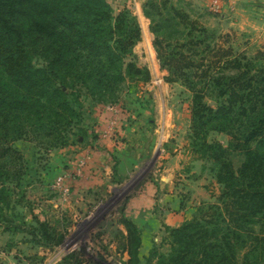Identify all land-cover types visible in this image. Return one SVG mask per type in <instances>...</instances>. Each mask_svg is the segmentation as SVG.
<instances>
[{
    "label": "rangeland",
    "instance_id": "374dc122",
    "mask_svg": "<svg viewBox=\"0 0 264 264\" xmlns=\"http://www.w3.org/2000/svg\"><path fill=\"white\" fill-rule=\"evenodd\" d=\"M107 2L115 17L123 13L130 24L135 19L140 25L141 41L134 47L133 55L125 58V65L133 62L137 68L148 72L150 79H146V73L137 76L132 72L118 83L115 91L104 97L86 89L82 91L74 104L77 116L60 129L65 140L60 147H49L31 138L11 144L23 160L17 163L21 175L7 183L11 192L6 203L0 204V252L12 253L7 264L18 261L23 264H132L126 252V221L142 224V231L151 229L140 252V264H149L151 253L166 256L171 253L166 230L169 226L164 221L167 211L177 208L181 201L180 209L185 208L186 221H189L210 205H221L224 189L219 178L221 161L228 159L238 169L247 159L248 149H234L235 141L230 132H208L207 142L212 145L208 152L192 140L191 110L195 97L191 83L162 66L151 29L160 25L158 38L164 45H175L199 36V33L189 35L191 30L187 23L194 22L207 29L208 44L243 53L249 58L258 56L261 50L249 45L246 35L221 29L218 20L213 19L216 14L209 10L211 0ZM173 8L187 17L186 24L175 17ZM146 12L152 19L146 17ZM166 20L170 21L166 23ZM188 76L190 82H198L194 74L188 73ZM206 94L205 101L210 102V92L207 90ZM138 143L146 146L142 150L146 158L138 161V167L127 168V177L122 175L117 183L104 182L103 177L99 183L88 185V188L100 189L88 195L79 206L81 194H76L75 188L83 187L80 180L87 179L84 170H99L100 165L102 173L111 172L119 165L118 156H132ZM217 144L225 149L223 159L217 158L221 154ZM186 146L192 157L188 165L181 166L177 173L183 176L179 175L174 184L182 188L187 180L186 169L193 167L210 195L208 202L198 204L184 193L176 205L171 197L162 200L161 194L166 190L167 157L176 150L183 151ZM107 154L109 156H105ZM102 188L105 191L100 194ZM222 226L224 232L234 231L241 237L235 241L238 264H242L244 254L248 260L245 264H264V219L258 217L241 227L240 223L230 226L223 223ZM34 247L52 249V254L30 255ZM150 264H157L156 259H151Z\"/></svg>",
    "mask_w": 264,
    "mask_h": 264
},
{
    "label": "trees",
    "instance_id": "16d2710c",
    "mask_svg": "<svg viewBox=\"0 0 264 264\" xmlns=\"http://www.w3.org/2000/svg\"><path fill=\"white\" fill-rule=\"evenodd\" d=\"M173 12L186 24L187 17ZM187 26L189 35L199 36L175 45L158 38L160 25L151 32L162 66L191 83L192 140L208 152V132H230L234 149H248L247 159L238 169L228 159L221 161V205L167 227L171 253L153 252L148 263L238 264L235 244L241 237L224 232L222 224L241 227L264 219V52L249 58L224 50L206 42V28L194 22ZM141 38L138 22L130 24L123 13L115 17L107 0H0V204L11 192L7 183L22 173L17 163L23 158L13 142L31 138L60 147L65 144L60 129L77 116L74 104L82 91L104 97L132 72L150 79L133 62L125 65ZM188 73L198 82H190ZM207 90L210 102L205 101ZM217 145L221 154L215 157L223 159L225 149ZM124 224L130 263L140 264V230L131 221ZM242 259L248 263L246 254Z\"/></svg>",
    "mask_w": 264,
    "mask_h": 264
},
{
    "label": "crops",
    "instance_id": "0c3cea01",
    "mask_svg": "<svg viewBox=\"0 0 264 264\" xmlns=\"http://www.w3.org/2000/svg\"><path fill=\"white\" fill-rule=\"evenodd\" d=\"M209 3V2H208ZM209 5V4H208ZM208 7V6H207ZM213 19L218 20V26L221 29H224L226 33H240L247 36V42L251 46H256L257 50H263L264 49V0H222V13L216 14L213 16ZM206 24V23H205ZM129 129V128H128ZM188 145V144H187ZM144 145H141V143H138L135 146V152H133L132 156H125L119 158V165L116 167V169H111V172L106 171L105 174L102 173L99 168L100 165H98V169L89 170V168L84 170V173L87 175L86 180H80L82 188H75L76 194H81V196H78L79 206L84 204V200H86L88 195L91 193L96 194V191L100 188H88L87 186H93V183H99L101 181L100 178L105 177L104 182L109 183H117L119 182L122 175L126 176L128 170H126L129 167L137 168L138 167V161H142L146 158V154L142 152L144 149ZM147 149L145 148L144 151ZM105 156H109L108 154ZM124 156V155H122ZM117 157V156H116ZM191 152H189L188 147L186 146L183 151L176 150L175 152H172V154L167 157V170L164 171L165 173V187L166 190L164 191V194H161L162 200H166L169 197L173 199L174 204H177V200L181 198L182 193L189 194L191 198L196 201L198 204L201 202H208L211 200L210 195L208 192L205 191V186L201 185L202 177L196 176L193 167L187 168L186 172L187 174L185 177L187 178L185 185L182 186V188H178L174 181L177 177H179V173H177L182 165H188L189 160H191ZM101 158V157H100ZM124 160V162H123ZM101 165L103 166V169L106 170L107 167L103 165L101 162ZM83 171V170H82ZM110 174V175H109ZM183 176V175H180ZM127 177V176H126ZM129 177V175H128ZM86 186V188H85ZM163 187V186H162ZM147 188H155V187H147ZM159 188V186H158ZM106 189V188H105ZM111 190H114L115 188H110ZM67 190V189H65ZM105 191L103 188L100 192V194ZM69 192V191H67ZM106 194V193H105ZM94 196V195H93ZM181 201H179L180 205ZM177 206V208H173V210L167 211V216L165 221V224L169 227H179L186 221V215L187 211L184 209H180V206ZM142 223L144 221L142 220ZM141 233V239H142V245L140 252L144 248V241L147 236H149L147 231H150L151 229H144L146 231H142L141 225L137 222L134 223ZM145 233V234H144ZM52 249H46V248H31L29 251L30 255H50L49 252H51ZM54 251V249H53ZM52 254V252H51ZM141 254V253H140ZM12 253H3L0 252V264H7V262L10 260ZM11 264H14L11 262ZM17 264H23L19 261Z\"/></svg>",
    "mask_w": 264,
    "mask_h": 264
},
{
    "label": "built area",
    "instance_id": "2783aa9c",
    "mask_svg": "<svg viewBox=\"0 0 264 264\" xmlns=\"http://www.w3.org/2000/svg\"><path fill=\"white\" fill-rule=\"evenodd\" d=\"M209 10L214 14L222 13V0H211Z\"/></svg>",
    "mask_w": 264,
    "mask_h": 264
}]
</instances>
